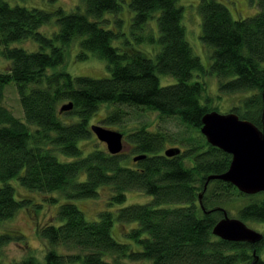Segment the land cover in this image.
Returning <instances> with one entry per match:
<instances>
[{"label": "trees", "instance_id": "1", "mask_svg": "<svg viewBox=\"0 0 264 264\" xmlns=\"http://www.w3.org/2000/svg\"><path fill=\"white\" fill-rule=\"evenodd\" d=\"M80 1L83 10L78 5L67 12L62 6L50 11L0 0V40L11 60L9 68L0 71V223L27 206L28 199H18L10 182L18 178L29 190L60 191L68 198L57 212L60 222L38 228L47 242L44 264L147 259L152 264H264V236L252 244L213 233L223 217L217 207L229 212L234 206L245 222H264V192L246 194L221 179L206 186L209 175L228 170L232 155L210 144L201 132L204 115L215 109L202 80L205 71L217 76L220 92L241 94L231 111L264 126V0L255 15L237 19L224 2L200 0L201 39L212 48L208 70L187 38L184 7L178 0H129V30L121 24L105 26L114 20L108 14L123 17L126 0ZM54 17L58 30L47 35L41 28ZM121 20L116 17L117 23ZM25 39L36 41L39 50L9 46ZM77 42L76 57L87 59L92 53L105 59L109 77L75 76L57 68L72 56ZM160 75L174 76L176 82L162 85ZM13 81L26 121L1 103ZM70 102L73 107L62 110ZM104 104L115 105L103 119L107 128L146 111L157 112L164 121L176 118L183 128L168 131L143 123L128 133L121 131L130 153L94 147L84 156L79 144L93 138L91 120ZM64 114L78 120L68 123ZM173 144L182 145L180 152L165 154ZM57 152L72 159L61 160ZM130 155L134 165H124ZM138 155L144 157L135 160ZM104 186L113 190L110 205L123 203L129 190L152 199L101 210L98 219L90 220L71 200L95 198ZM241 198L247 201L235 206ZM116 221L136 223L126 231L131 242L114 237ZM20 237L1 232L0 249ZM0 264H5L1 258ZM16 264L41 263L28 256Z\"/></svg>", "mask_w": 264, "mask_h": 264}, {"label": "rangeland", "instance_id": "2", "mask_svg": "<svg viewBox=\"0 0 264 264\" xmlns=\"http://www.w3.org/2000/svg\"><path fill=\"white\" fill-rule=\"evenodd\" d=\"M13 4L20 3L27 6H37L47 10H54L57 6H62L67 12H71L77 8L78 5L84 9V5L80 0H9ZM224 2L232 11L234 18H247L255 15L260 10V0H219ZM179 5L184 7V19L183 22L186 26L187 38L193 47L195 54H197L206 70L210 66L212 48L206 46L202 39V18L199 11L200 0H178ZM123 5V17L110 13L108 17L114 18L113 22L105 24L107 27L119 28V25H123V28L128 29L130 26L133 11L130 9L129 0L122 3ZM120 17L121 22H116V17ZM123 21L125 23L123 24ZM154 22H156L154 20ZM156 24V23H155ZM58 30V24L55 17L49 22L43 25L41 31L47 35H53ZM129 30V29H128ZM115 45H118V40L114 41ZM10 47H22L28 51H37L40 45L33 39H25L14 41L9 44ZM5 46L0 40V71H6L11 65V60L4 55ZM79 51L78 42L74 44V52L72 56H68L65 63L59 67L69 71L72 75L90 76L94 78L109 77L110 71L107 67V61L92 53H90L87 59H79L76 57ZM207 72V71H205ZM203 72V79L206 83V92L211 98V108L218 110L221 113L230 112L232 107L239 104V100L242 97L241 94H229L222 93L219 90V79L213 72ZM197 75V74H196ZM198 79V78H195ZM160 81L162 85L172 84L176 82L174 76L160 75ZM205 102V101H204ZM3 105L10 108L15 115L25 120L23 108L20 102V96L16 82H11L5 87V98L1 102ZM113 104H104L99 111L94 115L91 120V125L100 124L104 125L103 119L106 114L114 108ZM70 115L64 114L62 117L66 122L77 121L78 118H70ZM143 123H147L150 128L154 129L156 126L164 127L168 131H178L183 128V125L176 118H168L166 121L159 118L157 112L146 111L143 116H129L128 121H124L120 124H114L112 129H116L125 133L130 130L142 126ZM33 127V126H31ZM107 127V126H106ZM125 143L124 152L130 153L129 145ZM83 150V155H87L94 147L107 148L106 143L99 141L95 134L90 141L83 140L79 144ZM170 147H182L180 144L168 145ZM58 157L61 160L72 159L60 152H57ZM129 156V159H131ZM134 165V162L125 161L124 165ZM16 189V197L18 199H28L26 207L20 209L16 215L6 221L0 223L1 232H11L13 234H20L19 239H14L6 243L0 249L1 262L5 264H16L18 261L28 257L35 256L41 264H44V257L47 247V242L38 235V228L53 223H59L60 220L57 217L59 207L68 201V198L60 191L42 193L35 190H29L22 186L18 178H13L10 181ZM1 184V182H0ZM113 194L110 186L101 187L99 195L95 198H75L71 201L77 204L80 209L85 213V216L90 220L98 219V212L101 210H114L122 206H127L133 203H146L152 199V196L145 192L138 190H129L126 192V200L121 203H115L110 205L109 202L111 195ZM247 199L241 198L236 202L235 206L243 205ZM28 207V208H27ZM234 206L229 209L230 216L237 217V211L233 209ZM136 223H119L116 221L113 226V235L120 242H131L130 238L126 234L127 229L135 226ZM250 227L257 229L260 232H264V222H248ZM135 246V245H134ZM60 250H63L60 249ZM110 261L114 260V256H107ZM264 257V250L262 252ZM148 260V259H147ZM125 260L126 264H152L150 260Z\"/></svg>", "mask_w": 264, "mask_h": 264}, {"label": "water", "instance_id": "3", "mask_svg": "<svg viewBox=\"0 0 264 264\" xmlns=\"http://www.w3.org/2000/svg\"><path fill=\"white\" fill-rule=\"evenodd\" d=\"M72 107L73 103L70 102L64 104L62 110H69ZM92 131L107 144L111 153H120L124 149V135L121 131L100 124L92 125ZM201 132L210 144L232 155L228 170L209 175L206 186L212 179H221L231 182L246 194L264 192V126L259 127L250 120L240 118L234 111L221 113L218 110H211L203 117ZM178 152L179 147H171L166 149L165 154L174 155ZM143 157L144 155H138L134 159ZM216 209L223 212V217L213 228L216 236L229 241H245L252 244L263 238V232L250 227L241 218L230 216L222 207ZM254 254L256 255V251ZM255 257L258 258V255Z\"/></svg>", "mask_w": 264, "mask_h": 264}]
</instances>
